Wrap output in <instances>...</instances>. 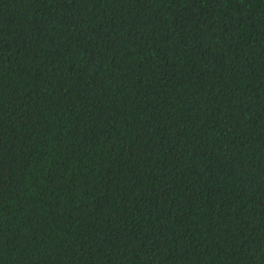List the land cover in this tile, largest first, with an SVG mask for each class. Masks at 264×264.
Returning <instances> with one entry per match:
<instances>
[{"label":"trees","instance_id":"obj_1","mask_svg":"<svg viewBox=\"0 0 264 264\" xmlns=\"http://www.w3.org/2000/svg\"><path fill=\"white\" fill-rule=\"evenodd\" d=\"M0 264H264V0H0Z\"/></svg>","mask_w":264,"mask_h":264}]
</instances>
